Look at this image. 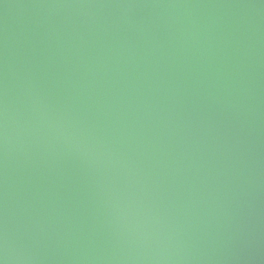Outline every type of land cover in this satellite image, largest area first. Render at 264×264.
<instances>
[{
    "label": "water",
    "instance_id": "water-1",
    "mask_svg": "<svg viewBox=\"0 0 264 264\" xmlns=\"http://www.w3.org/2000/svg\"><path fill=\"white\" fill-rule=\"evenodd\" d=\"M0 264H264V0H0Z\"/></svg>",
    "mask_w": 264,
    "mask_h": 264
}]
</instances>
